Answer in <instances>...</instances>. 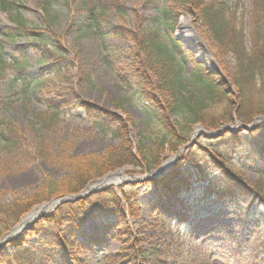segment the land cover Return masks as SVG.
<instances>
[{
	"label": "trees",
	"instance_id": "obj_1",
	"mask_svg": "<svg viewBox=\"0 0 264 264\" xmlns=\"http://www.w3.org/2000/svg\"><path fill=\"white\" fill-rule=\"evenodd\" d=\"M74 0H53L62 5L69 15H72L70 2ZM143 4L159 9L156 0H140ZM169 8L164 7L163 12L167 21H176V13L188 14L198 25V35L205 41L212 43V56L222 66L227 60L232 62V70L222 69L227 84L217 76H212L202 68H196L190 75L184 76V58L180 52V44L172 37L162 35L159 31L146 28L149 21L155 19L143 18L139 12H131V28L123 23L124 5L121 0H97L93 5L90 0H79V6L74 13L81 20L80 23L71 24L81 32L101 30V21L108 18L111 11L123 26H111L110 35L119 39H127L131 44L129 55L118 64L121 74L129 73L140 98L152 110L153 127H145L144 139L135 151L129 141V131L126 120L114 114L104 113L79 99L69 80L64 75L63 67L69 62L65 54L57 57L47 51L39 52L38 62H42L44 71L60 80L65 88L55 98L46 102V111L34 114L33 128L36 134L32 135L35 146L29 151L27 134L14 124L0 119V154L15 158L20 156L25 161L44 160L49 165H56L66 171V176L54 180L48 176L42 178L39 185L29 196L13 197L8 203H0V238L14 227L20 218L34 207L47 203L53 199L76 195L108 173L115 172L123 167L143 168L145 173L157 169L165 159V149L174 154L178 148L187 143L192 127L200 125L206 131H215L222 125H230L235 121L249 125L254 118L264 117V0H248L249 28L248 39L244 34L243 18L238 14L235 3L230 0H167ZM239 1V0H237ZM9 8L10 4L2 2ZM84 22V24H83ZM171 22V23H172ZM17 29H4V38L8 41L22 34L37 41V48L51 46L55 48L53 36L50 38L40 29L27 27L25 22L17 20ZM5 41L0 40V82L8 81L10 86L19 87L20 92L29 89L31 79L27 75L23 51L18 48L13 51L11 58L4 56ZM46 50V48H44ZM56 50V49H55ZM51 63V65H48ZM63 63V64H62ZM114 64V62H113ZM63 75H62V74ZM77 76L85 79L81 67H78ZM153 77V78H152ZM44 79L40 73L37 84ZM121 80L123 78H120ZM125 79V78H124ZM235 89L237 94L229 96L230 90ZM4 106L0 98V106ZM80 110L88 118L95 120L102 130L109 131L119 143L110 147L102 155H68L64 146L59 155L53 151V141L45 135L57 122L59 113ZM175 117L173 123L169 121ZM254 139L252 150L247 154L248 159L259 162V178L250 183L240 171L233 170V166L225 154L217 148L202 155L205 162L195 152H187L178 159L177 168L186 166L184 173L188 174L190 181L173 173L162 186L159 202L163 203L155 210L161 219L162 225L174 221V208L176 203L170 199L171 195H179L181 188H187L197 181H206L209 192L201 196L200 200L209 195L217 196L219 200L239 199L248 208L258 207L264 209V124L251 132L237 131L222 133L219 139L226 145L241 146L244 137ZM68 143V142H67ZM60 148V147H59ZM30 153V154H28ZM30 163V162H28ZM217 173L219 187L214 188L208 182V176ZM179 174V172H178ZM157 185L156 181L148 182ZM213 191V192H212ZM137 195L131 185L119 188L117 195L112 188L104 190L95 196V207L110 209L115 217L114 223L101 224V237H108L123 244L135 245L139 239L134 236L130 221L140 217ZM91 198L76 203H66L59 206L54 214L43 222L48 226L40 230L35 224L30 230L23 233L16 241L10 242L13 255L10 260H1L5 264H65V259L82 264L77 258L88 248L103 245L98 238H91L81 228L77 212ZM63 222H66L64 225ZM40 233L39 242L31 244L30 234ZM140 253L141 250H140ZM1 259V253H0ZM99 264H145L141 257L135 259L126 251L116 255H103Z\"/></svg>",
	"mask_w": 264,
	"mask_h": 264
},
{
	"label": "rangeland",
	"instance_id": "obj_2",
	"mask_svg": "<svg viewBox=\"0 0 264 264\" xmlns=\"http://www.w3.org/2000/svg\"><path fill=\"white\" fill-rule=\"evenodd\" d=\"M230 1L235 3L238 14L243 18L244 33L248 38V0ZM2 2L10 4V7H4ZM78 2L79 0L70 2L73 13L69 15L62 5L53 4V0H0V40L5 41L4 56L7 59L11 58L13 51L17 48L23 51L25 69L32 82L26 92H20L18 86H10L8 81L0 82V98L4 102V106H0V119L14 124L23 131L25 136L28 135L27 141L31 152L35 146L32 135L36 134L37 129H41L39 126H33L36 121L34 114L44 113L46 102L55 98L58 93H62L65 88L60 80L44 71L46 66L37 61L39 52L48 50L53 57L63 53L68 60L72 61L67 67L64 66L63 70L75 95L83 102L102 109L104 113L114 114L126 120L129 139L136 151L141 142L147 143L144 139L146 135L144 129L153 127V112L138 95L129 78V73L121 74L118 70L116 62L128 57L131 44L127 39L110 35L111 26H123L124 23L130 29L132 24L130 14L134 10L138 11L143 18L156 20L149 21L146 24L147 29L159 31L170 38L178 35V19L181 17L189 19L191 35L197 39H199L198 25L188 14L177 12L175 26L166 27V24L173 25L172 21L166 20L167 16L163 12L164 7L170 6L167 0H156L159 9L145 5L140 0H121L124 5L123 23L109 11L106 21H101L100 31L81 32L79 28H70L72 23L81 22L74 13V8L79 6ZM18 19L25 22L27 27L40 29L41 33L50 38L53 36L55 48L51 46L37 48V41L22 34H17L13 40H6L4 29L18 31ZM200 42L204 46L203 53L209 54L211 58L213 44L202 40ZM180 43V52L184 55L183 75L186 76L203 65L197 62L196 52L187 50L185 48L187 45L182 41ZM212 62L214 67L211 70L218 69L221 74L220 79L225 80L222 69L232 70V61L227 60L221 68L213 60ZM79 66L84 76H88L87 82L77 76ZM40 73L44 74V79L37 84ZM174 120L175 117L169 119L171 123ZM194 128L196 127H192L191 132ZM46 132L47 138L53 141V151L56 155L62 152L60 150L67 146L66 144H68L66 147L68 155H102L110 147L118 145V141L109 131L102 130L95 120L88 118L80 110L59 113L57 122ZM191 132L190 137L193 135ZM253 145L254 139L247 136L244 137L242 145L236 147L226 145L222 139L209 140L198 135L193 138V144L177 156L165 149L163 162L176 157L167 169L159 170V167L153 176L151 173L146 174L143 168L129 166L115 171H123L127 180L130 181L126 185H131L137 195L140 219L131 221L130 227L139 241L132 246L127 243L118 244L110 238L101 237V224L114 223L115 218L108 208L97 209L94 198L84 205L77 215L82 230L91 238H98L103 245L88 248L85 244L87 252L77 259L81 260L82 264H99L102 255L126 251L135 259L143 258L145 264H264V209L248 208L242 200L237 198L221 201L214 195L200 201L199 195L209 187L204 183L199 187L191 185L187 189H181L179 197L171 196L170 200L175 198L181 200V203L175 204V218L171 224L162 225L161 219L157 213H154L159 206L162 186H166L167 177L177 173L183 177V180H188L189 173L183 174L186 167H180L178 171L176 166L178 159L187 151L195 152L203 164L205 159L202 155L210 152L212 148H217L219 152L226 155L233 170L242 172L248 182L253 183L260 177L259 162L247 159V154L252 150ZM45 176L60 180L66 176V171L59 166L49 165L44 160L25 163L20 156L12 158L4 153L0 154V203H8L14 196L31 195ZM218 179L212 174L208 177V182H211L216 189L219 187ZM153 181L158 184L148 183ZM110 187L119 193L114 187ZM108 188L104 187L96 191ZM63 224L65 225L66 222ZM47 227L45 222L40 221V230H46ZM40 236L39 232L30 234L29 242L38 243ZM12 255L13 248L5 245L0 264H5L1 260H10ZM65 262L68 264L69 260L66 259ZM10 264L14 263L10 262ZM72 264H78V262Z\"/></svg>",
	"mask_w": 264,
	"mask_h": 264
},
{
	"label": "bare ground",
	"instance_id": "obj_3",
	"mask_svg": "<svg viewBox=\"0 0 264 264\" xmlns=\"http://www.w3.org/2000/svg\"><path fill=\"white\" fill-rule=\"evenodd\" d=\"M177 34L183 41H187L186 44L189 47H191L193 50L196 51L198 59L203 61L207 68L212 69L214 67V64H213L209 54H205V53L200 51L202 48L200 41L191 35L192 32H191L190 23H189L188 18L181 17L179 19ZM229 90L231 91L229 96H233L234 94L235 95L237 94V91L235 89H229ZM129 141H130V139H129ZM130 143H131V141H130ZM172 161H173V158L169 159L168 161L162 162L159 170L167 169L171 165ZM153 174H155V173H153ZM126 180H127V178L125 177V174L123 173V171L111 173V174H108V175L104 176L103 178L99 179L96 183L89 184L86 187L85 191L88 192L91 190H98V189H102L104 187H110V186L114 187L115 190H118L120 184ZM54 208H55L54 203L43 204V205H40V206L34 208L29 214H27L26 216H24L20 220L19 225H17L5 237V239H11V238L15 237L25 226L29 225L31 222H33L36 218H38L40 216L49 215L54 210Z\"/></svg>",
	"mask_w": 264,
	"mask_h": 264
},
{
	"label": "water",
	"instance_id": "obj_4",
	"mask_svg": "<svg viewBox=\"0 0 264 264\" xmlns=\"http://www.w3.org/2000/svg\"><path fill=\"white\" fill-rule=\"evenodd\" d=\"M260 122H264V118H260V119L255 120V121L251 124V126H249V127H246V126H244V125H241V124L237 123V124L235 125V128H241V129H243V130H247V131H249V130L254 129V128L256 127V125H257L258 123H260ZM225 130L231 132V129H229V128H227V127H222V128H220L218 131H216V132H214V133L205 134V133H203V132H201V131H200V133H202L203 136L206 137V138H213V137H216L221 131H225ZM95 192H97V191H91V192H88V193H85V191H83V192H81L80 194H78V195H76V196H70V197L64 198L63 200H59V201H52L51 203L54 202V203L56 204V206H58V205H60V204L66 203V202H76V201H78V200H80V199H83V198H85V197H87V196H89V195H91V194H93V193H95ZM56 206H55V207H56ZM40 218H41V217L35 219V220L31 223V225L34 224L35 222H37ZM31 225H28V226L24 227V228L22 229V231L29 229V228L31 227ZM7 235H8V234H6V236H7ZM6 236H5V237H6ZM14 239H15V238L5 240V238H4V239L0 240V250L3 249V245H4V244H6V243H8L9 241H12V240H14Z\"/></svg>",
	"mask_w": 264,
	"mask_h": 264
}]
</instances>
